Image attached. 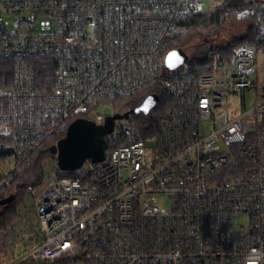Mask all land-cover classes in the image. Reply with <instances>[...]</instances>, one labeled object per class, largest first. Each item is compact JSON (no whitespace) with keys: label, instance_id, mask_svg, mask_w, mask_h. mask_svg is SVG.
<instances>
[{"label":"built area","instance_id":"obj_1","mask_svg":"<svg viewBox=\"0 0 264 264\" xmlns=\"http://www.w3.org/2000/svg\"><path fill=\"white\" fill-rule=\"evenodd\" d=\"M203 6L0 0V194L74 119L123 114L115 96L146 89L164 109L145 135L131 112L115 118L101 160L59 173L56 150L44 159L15 213L0 211V264H264V0L237 13L250 39L228 61L166 68L167 40Z\"/></svg>","mask_w":264,"mask_h":264},{"label":"trees","instance_id":"obj_2","mask_svg":"<svg viewBox=\"0 0 264 264\" xmlns=\"http://www.w3.org/2000/svg\"><path fill=\"white\" fill-rule=\"evenodd\" d=\"M261 1V0H258ZM251 0H221L213 9H203L197 12L189 13L182 19L181 29L175 32L167 40V47H180L184 45V42L188 41L193 34H201L203 36L212 35L216 33L225 23L229 22L236 14L249 7ZM247 21L249 19L245 18ZM246 34L243 33L238 38L231 40L226 46L214 47L209 44H205L204 55L200 58H196L191 62L197 63L198 71H212L214 67V60L218 58L223 61H228L232 55V48L240 43L246 42L250 39L249 32L250 27L246 29ZM40 58V57H39ZM40 76H45L46 69L40 70L38 67ZM10 81V62L8 58L0 57V84H7ZM151 91L141 89L135 93L128 95L115 96L113 99L114 108L118 112L130 111L133 107L139 105L144 98L150 94ZM163 108L153 107L148 113L138 112L132 113L131 116L134 119L136 127L142 132V134L154 132L162 118ZM155 114V115H154ZM144 121H135L137 119ZM145 123L148 127H144ZM65 131L54 135L49 140L45 141L33 154L30 164H28L24 170L15 175L10 183L9 191L0 194V199L13 196V200L6 204L0 205V211L11 216L16 211V202L20 199L22 188L27 184H36L42 178L41 165L44 159L49 158L52 155V148L48 144L54 143L59 138L64 136Z\"/></svg>","mask_w":264,"mask_h":264},{"label":"water","instance_id":"obj_3","mask_svg":"<svg viewBox=\"0 0 264 264\" xmlns=\"http://www.w3.org/2000/svg\"><path fill=\"white\" fill-rule=\"evenodd\" d=\"M187 61V56L183 48L175 47L165 53L164 64L166 68H174L177 65ZM157 96L155 94L147 95L144 100L130 111L123 114L115 113L105 117L103 123L98 124L85 118H76L71 121L65 131L64 136L59 138L56 143L58 166L62 170L79 167L84 160H101L106 154V135L114 124V119L127 116L131 113H148L156 104ZM13 196L0 199V205L6 204L12 200Z\"/></svg>","mask_w":264,"mask_h":264},{"label":"rangeland","instance_id":"obj_4","mask_svg":"<svg viewBox=\"0 0 264 264\" xmlns=\"http://www.w3.org/2000/svg\"><path fill=\"white\" fill-rule=\"evenodd\" d=\"M204 6L203 9H213L221 0H203ZM237 15V14H236ZM246 17L242 19H238L237 16L233 17L229 22L225 23L216 33L212 35L203 36L201 34H193L191 38L184 42L182 48L184 49L187 61L195 60L196 58H200L204 55L205 52V44L216 47L226 46L231 40L238 38L243 33H245L247 29V20ZM181 47V46H180ZM259 69H260V84H264V55L260 53L259 55ZM253 95L252 92H248L246 94V104L249 105L252 102ZM229 101L231 102V106L236 108L238 106V98L237 96L229 97ZM101 110L105 111L108 109V106L103 104L99 107ZM132 117V116H131ZM146 118H142V120L137 119L135 121H144ZM88 120V119H87ZM147 124V123H145ZM48 168V167H47ZM59 173H64L62 169H57ZM48 173V169H46L45 174ZM31 200V199H30ZM155 202H157L161 206H168L169 199L162 195H157L155 198ZM244 219V218H241Z\"/></svg>","mask_w":264,"mask_h":264}]
</instances>
